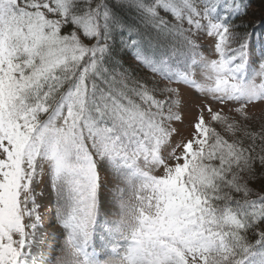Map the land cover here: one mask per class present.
I'll return each instance as SVG.
<instances>
[{
  "label": "snow or ice",
  "instance_id": "snow-or-ice-1",
  "mask_svg": "<svg viewBox=\"0 0 264 264\" xmlns=\"http://www.w3.org/2000/svg\"><path fill=\"white\" fill-rule=\"evenodd\" d=\"M248 8L0 0V264H264Z\"/></svg>",
  "mask_w": 264,
  "mask_h": 264
},
{
  "label": "rangeland",
  "instance_id": "rangeland-1",
  "mask_svg": "<svg viewBox=\"0 0 264 264\" xmlns=\"http://www.w3.org/2000/svg\"><path fill=\"white\" fill-rule=\"evenodd\" d=\"M255 10H256V8H252L251 11H255ZM259 43H260V41H258L257 44L255 45L256 49H257V52H258ZM212 44H213V41L211 40V38H201V40H200V45H201L200 52H201V55H203L205 57H208L209 59L218 58L212 52ZM195 71H196V77H197V79H199L200 78V69L197 68ZM185 95H186V99H188L190 102L192 100H195V97L192 95V93L187 92ZM198 102H202V101H198ZM217 107H218V105H215V104L213 105V108H217ZM250 115H252L254 117V119H255V121L257 123H259L260 121L264 122V109H262V108L252 109L250 111ZM192 119H194V114L190 113V112H185V123H188ZM180 127H181V130H182L183 134L185 136H187L188 132L190 131V129L184 128V126H180ZM111 218L114 219L115 217H111ZM46 222H47V217H46ZM46 239H48L49 242H51V233L50 232H49L48 236L46 237Z\"/></svg>",
  "mask_w": 264,
  "mask_h": 264
},
{
  "label": "trees",
  "instance_id": "trees-1",
  "mask_svg": "<svg viewBox=\"0 0 264 264\" xmlns=\"http://www.w3.org/2000/svg\"><path fill=\"white\" fill-rule=\"evenodd\" d=\"M244 2L249 5V15L237 20L236 23L243 26L242 30L255 34L253 43L256 45L264 37V0H244ZM252 8L256 10L251 11Z\"/></svg>",
  "mask_w": 264,
  "mask_h": 264
}]
</instances>
